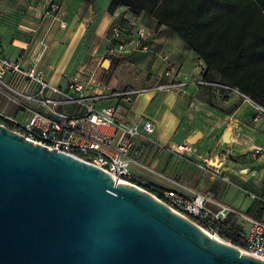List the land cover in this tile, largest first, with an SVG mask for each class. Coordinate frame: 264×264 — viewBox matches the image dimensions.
<instances>
[{
  "label": "water",
  "instance_id": "95a60500",
  "mask_svg": "<svg viewBox=\"0 0 264 264\" xmlns=\"http://www.w3.org/2000/svg\"><path fill=\"white\" fill-rule=\"evenodd\" d=\"M108 65L103 59L101 66ZM229 136L225 131L221 139L229 142ZM0 264L264 261L212 236L139 187L0 123Z\"/></svg>",
  "mask_w": 264,
  "mask_h": 264
},
{
  "label": "crops",
  "instance_id": "0c3cea01",
  "mask_svg": "<svg viewBox=\"0 0 264 264\" xmlns=\"http://www.w3.org/2000/svg\"><path fill=\"white\" fill-rule=\"evenodd\" d=\"M58 1L61 3L58 17L64 22V26L54 21L49 27L50 17L43 13V4L46 0H30L23 23L12 25L9 30L8 27L0 24L1 52L9 58H16L21 52L39 55V66L47 81L65 88L70 81L75 80L85 86L86 95L103 96L125 88L151 87L154 86L153 84L173 78L181 80L183 85L177 94L168 91L156 94L141 92L133 97L132 102L101 98L96 101V105L116 104L124 115L125 107L131 106V111L144 116L142 119L154 122V131L147 136L152 139L150 142L156 144L158 142V146L182 142L198 134L193 143L194 152L189 154L192 158L198 159V155L206 154L199 153L198 147L194 146L204 134L211 133L215 137L218 129H222L218 137L219 141L223 133L229 131L232 142L240 135L242 137L243 128L253 131L260 125V119L253 115L255 105L241 102L225 107L218 102L220 100H217L215 95L212 100L208 99L209 89L201 85L200 72L203 62L165 25H160L154 31L156 19L152 15L144 12L133 14L122 3L109 12L108 6L112 0H94L91 3L84 0ZM132 19L135 22L133 28L136 34L137 31L143 33L142 43H147L149 50H130L116 59L108 56L106 52L111 24L119 22L125 24ZM105 58L109 59L107 68L101 66ZM167 66L172 68L171 77L165 73ZM4 81L20 91L26 88L25 79L15 74H6ZM7 90L0 86V114L16 116L19 121H25L27 113L15 105L14 94ZM221 101L225 103L227 100L224 98ZM32 106L43 111L47 110L38 102H33ZM57 109L73 116L81 113L83 107L74 101H60ZM156 134L160 141H156ZM249 137L251 140L256 135L251 133ZM144 141L141 137L134 138L131 157L137 153L141 145L143 146ZM252 146L257 145L249 141L244 149L247 151ZM159 150L161 151L160 148ZM232 164L227 163L225 167L227 173H236V171L240 173L241 169H233ZM247 171L243 175L247 176L249 169ZM250 174L255 175L252 171ZM137 176L150 181L140 175ZM251 182L258 185L259 179L254 177ZM245 195L250 198L246 193ZM250 200L248 202L242 200L239 206L236 205L235 200L231 201L234 205L227 204L252 216L249 213L259 212L257 205L254 206L252 201L258 200L251 198ZM259 214L261 219H264V210Z\"/></svg>",
  "mask_w": 264,
  "mask_h": 264
},
{
  "label": "built area",
  "instance_id": "2783aa9c",
  "mask_svg": "<svg viewBox=\"0 0 264 264\" xmlns=\"http://www.w3.org/2000/svg\"><path fill=\"white\" fill-rule=\"evenodd\" d=\"M43 9L44 15L50 17L49 27L54 21L64 26V22L58 17L61 9V3L58 0H46ZM134 23L132 19L125 24L122 22L111 24L106 52L108 56L116 59L130 50H149V45L142 43L143 33L137 31L136 34L133 28ZM42 44L45 45L43 41ZM39 61V55H31L27 52H21L16 58H9L1 52L0 45V86L10 90L14 94L15 105L27 113L25 121H19L16 116L0 114L1 124L7 126V123H10L12 125L10 128L21 133L28 141L48 149H57L72 154L100 167L115 180L139 187L175 213L189 219L218 239L225 240L224 242L228 244H231L229 240L218 235L217 224L229 221L232 216L239 222L246 221L247 228L242 239L243 244L239 247L231 245L264 261V219L249 216L227 203L217 201L209 191L159 189L155 183L138 177L130 167L134 138L141 137L152 141L147 135L154 131V122L149 119H140L127 123L124 114L119 111L116 104L96 105V101L101 98L130 102L135 95L141 92L171 89L178 91L183 85L181 80L173 78L170 83H160L144 88H125L103 96L86 95L84 94L85 86L75 80L70 81L65 88L47 81L39 66ZM165 73L171 77L172 68L168 67ZM6 74L23 77L26 81L25 90L20 91L10 87L4 81ZM216 85L228 88L224 85ZM60 101L77 102L83 110L77 115L69 116L57 109ZM33 102H38L47 110L43 111L33 107ZM159 148L181 156H189L194 152L193 143L187 140L166 146L159 145ZM250 153L251 156L260 153L259 147H252ZM197 157V167L207 173L212 181L230 182L225 168L229 156L224 151H215ZM247 157H249L248 154ZM247 170L243 167L240 173H247ZM246 194L251 199L264 204V194L260 195L252 191H246Z\"/></svg>",
  "mask_w": 264,
  "mask_h": 264
},
{
  "label": "trees",
  "instance_id": "16d2710c",
  "mask_svg": "<svg viewBox=\"0 0 264 264\" xmlns=\"http://www.w3.org/2000/svg\"><path fill=\"white\" fill-rule=\"evenodd\" d=\"M120 3L133 14L152 15L154 31L165 25L193 51L203 62L202 83L209 100L216 88L236 89L264 109V0H112L108 11ZM255 203L259 212L264 210L263 203ZM259 212L249 214L260 219ZM246 224L232 216L217 224V233L242 245Z\"/></svg>",
  "mask_w": 264,
  "mask_h": 264
},
{
  "label": "rangeland",
  "instance_id": "374dc122",
  "mask_svg": "<svg viewBox=\"0 0 264 264\" xmlns=\"http://www.w3.org/2000/svg\"><path fill=\"white\" fill-rule=\"evenodd\" d=\"M29 5L30 0H0V24L4 27H8L7 29L9 30L10 26L16 25L17 23H23V18L26 15V10ZM202 71L203 67L200 72L201 75ZM170 82H172L171 79L162 81V83ZM153 85L155 86L157 84ZM201 85H203L202 81ZM164 91L174 92L175 94L178 92L174 89ZM214 91L216 99L220 100L218 102L225 107L237 105L241 102L251 103L246 96L238 93L236 89L222 90L216 88ZM159 92L162 91L152 93L156 94ZM224 98L227 100L225 103L221 101ZM130 107L131 106L129 105L125 107L124 116L127 123H133V121L140 120L144 117L141 113L131 111ZM253 109V115L260 119V125H258L256 130L252 131L249 128H243L241 131L243 134L242 137L240 135L237 140L224 142L222 139H220V141L218 139L222 130L218 129L215 137H213L214 135H211V133L204 134L203 138H201L197 144H194L195 147H198L199 153L208 154L209 152L221 149H224L226 154L231 153L228 154V159L230 160L228 163H233L232 167L235 170H239L243 167L249 169V174L247 176L236 171L237 174L234 172L228 173L230 177L229 183L220 182L218 180L212 181L207 173H204L197 167L196 158L174 154L165 151L166 149H161L160 151L159 146L157 145L158 142L156 144V142L152 143L148 140L142 142L143 146L141 145L138 148L137 153L133 156L134 158L132 157L130 167L137 175L165 188H177L183 191L188 188H194L195 190L209 191L217 201L232 204L231 201L235 200L237 206L241 205L243 202L242 200H245L246 202L251 201L250 198L245 195L246 191H252L260 195L264 194V110L256 106L253 107ZM251 133H254L256 137L249 140V134ZM155 138L156 141L159 140L157 134L155 135ZM176 138L177 137L175 136V139ZM249 141L256 144V147H259L260 153L251 156L250 151L251 148L254 147L252 146L249 148L250 150L248 149L249 152L247 154L249 157H247V154L245 153L247 151L244 148ZM155 144L158 147H155ZM251 171L255 173V175H251ZM254 177L259 179L258 185L251 182ZM252 202L255 206V201ZM239 246L240 244L238 247Z\"/></svg>",
  "mask_w": 264,
  "mask_h": 264
},
{
  "label": "bare ground",
  "instance_id": "6f19581e",
  "mask_svg": "<svg viewBox=\"0 0 264 264\" xmlns=\"http://www.w3.org/2000/svg\"><path fill=\"white\" fill-rule=\"evenodd\" d=\"M212 235V234H211ZM212 236H214V235H212ZM243 253H245L243 250H241Z\"/></svg>",
  "mask_w": 264,
  "mask_h": 264
}]
</instances>
